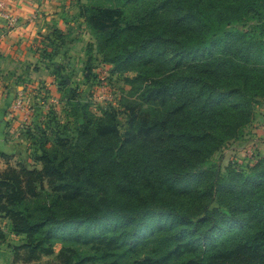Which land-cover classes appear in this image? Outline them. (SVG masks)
I'll use <instances>...</instances> for the list:
<instances>
[{"label":"trees","instance_id":"1","mask_svg":"<svg viewBox=\"0 0 264 264\" xmlns=\"http://www.w3.org/2000/svg\"><path fill=\"white\" fill-rule=\"evenodd\" d=\"M78 8L95 39L84 79L99 60L124 77L128 125L112 107L87 109L69 117L71 136L51 109L48 129L26 134L40 168H0V218L23 239L9 243L15 261H38L59 240L61 264H264V157L225 172L214 161L264 100V0ZM52 66L65 105L81 106L66 67Z\"/></svg>","mask_w":264,"mask_h":264},{"label":"crops","instance_id":"2","mask_svg":"<svg viewBox=\"0 0 264 264\" xmlns=\"http://www.w3.org/2000/svg\"><path fill=\"white\" fill-rule=\"evenodd\" d=\"M0 5L1 162L2 155L22 150L19 144L30 146L27 136L20 135L25 126L39 125V115L65 104L52 65L63 64L68 76L74 70L80 74L78 50L87 35L83 30L89 29L79 15L78 0H0ZM50 54H55L53 61ZM20 93L25 94L24 111L15 108ZM3 253L13 264L9 244L0 245V264L7 262Z\"/></svg>","mask_w":264,"mask_h":264},{"label":"rangeland","instance_id":"3","mask_svg":"<svg viewBox=\"0 0 264 264\" xmlns=\"http://www.w3.org/2000/svg\"><path fill=\"white\" fill-rule=\"evenodd\" d=\"M77 1V0H76ZM83 2H87L89 0H81ZM86 31V37L84 38L83 45L79 46V52L82 54L79 58L80 64V74H77V71L74 70V73L69 74V79L74 83V86L79 87V102L81 106L75 105L72 107L71 105L66 106L65 104L60 108H56V112L54 113L59 116V120L63 123L70 126L69 135H74L75 123L70 122L69 117L73 115H79L82 117L85 110L88 109V114L91 116H101L102 112L108 108L112 107L116 109L119 113L118 120L121 127L122 132L124 133L127 125H128V117L124 111V101L129 99L131 88L129 84H126L123 76H111L112 66L106 65L99 61L93 62V76L90 83H87L83 76V69L88 60V56L86 54V49L92 40L94 43L95 39L90 30ZM83 31L81 34H83ZM85 34V33H84ZM88 45L86 46V44ZM65 65L69 66V63L65 62ZM77 69V68H76ZM133 76L132 74H129ZM56 106H53L51 109L53 110ZM48 110V113L41 117L39 115L38 124L35 126H25L23 128V132H21L22 137H26V134L30 135H40L43 130H47V116L52 110ZM255 116L253 120L247 125L244 130L243 136L236 140L228 142L220 152L215 154L214 161L220 165L222 172H225L226 169L233 165L236 169L248 168L254 166L257 160L261 157H264V100H259L258 104L255 107ZM55 110V109H54ZM81 113V114H80ZM43 118V119H42ZM64 125V124H62ZM30 131L29 133H27ZM51 134V133H49ZM52 135H50V139L52 140ZM22 146V150L17 154H13V156H9L8 159H4L0 162V168L5 169L8 165L13 167H25L27 169H33L35 167L40 168L35 162L34 156L32 155V148L30 146L24 145L23 143L19 144ZM53 145V144H52ZM52 148V146H50ZM42 200L46 199L45 193L42 194ZM0 231L3 232L4 235L8 238L7 242L0 243L4 246L12 243L13 245H20L23 239L13 238L9 234V221L6 219L0 218ZM55 246L52 250V253L41 254L38 261L31 263H24L22 261H15L14 253L13 254V264H61L59 254L63 248V243L59 240H55ZM82 255L88 254L89 251L81 246L74 245ZM73 246V247H74ZM4 256L5 260H7L6 264L11 262V259H7L5 253L1 254ZM4 262V261H3ZM5 263V262H4Z\"/></svg>","mask_w":264,"mask_h":264},{"label":"built area","instance_id":"4","mask_svg":"<svg viewBox=\"0 0 264 264\" xmlns=\"http://www.w3.org/2000/svg\"><path fill=\"white\" fill-rule=\"evenodd\" d=\"M2 5H0L1 8ZM1 10V9H0ZM1 15H3V13L0 12ZM15 108L18 110H25V94L24 93H20L19 97L17 98V101L15 103Z\"/></svg>","mask_w":264,"mask_h":264}]
</instances>
